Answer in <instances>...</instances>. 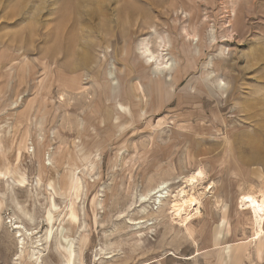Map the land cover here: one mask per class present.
<instances>
[{
	"label": "rangeland",
	"instance_id": "1",
	"mask_svg": "<svg viewBox=\"0 0 264 264\" xmlns=\"http://www.w3.org/2000/svg\"><path fill=\"white\" fill-rule=\"evenodd\" d=\"M5 168L0 264H264V0H0Z\"/></svg>",
	"mask_w": 264,
	"mask_h": 264
},
{
	"label": "bare ground",
	"instance_id": "2",
	"mask_svg": "<svg viewBox=\"0 0 264 264\" xmlns=\"http://www.w3.org/2000/svg\"><path fill=\"white\" fill-rule=\"evenodd\" d=\"M197 34V33H196ZM192 36H194L195 38H196V36L197 35H192ZM193 40H194V38H193ZM151 57H153V56H151ZM170 68V67H169ZM2 155H3V157H2V159H3V161L4 162H6L7 161V157L5 156V154L4 153H2ZM21 157V155L19 154V158ZM7 163V162H6ZM8 172V168H5V170H0V178L2 177V178H4L7 174ZM201 176H202V172L201 171H198L197 173H196V176H194L193 178H192V180L195 178L196 179V177L198 178H201ZM189 179V182L191 181V179L190 178H188ZM202 179V178H201ZM197 180V179H196ZM193 183V182H192ZM13 184H18V186L20 185V183L19 182H13ZM71 184V183H70ZM15 186H17V185H15ZM71 186H72V184L70 185V189H71ZM13 187V186H12ZM157 190H159V186L157 187ZM159 192V191H158ZM157 192V193H158ZM182 195H181V197L178 199V200H175L174 202H173V204H172V210H173V212H175V214L179 217V219H180V221H181V219H183V220H187V218H188V216H189V214H188V210L194 205L195 206V204H197L196 203V201H197V198L196 197H194L193 195H189L188 197L187 196H185V195H183L184 194V192H182L181 193ZM160 195H161V193H160ZM257 197V196H256ZM256 197H254V196H250V195H246V196H244L243 197V199H242V201H241V203H240V209L244 212V213H246L247 215H249L250 216V219H251V221H252V223H253V225H254V235H253V239L249 242V244L250 245H253L254 247H256L257 246V244L260 242V240L264 237V204H261V203H259V199H257ZM177 199V198H176ZM198 206V205H197ZM196 207V206H195ZM193 209V208H192ZM198 209H199V207H198ZM197 209H195V211H196ZM197 212H199V210L197 211ZM196 212V213H197ZM182 213H185L184 214V216H182ZM195 213V214H196ZM195 214H193V215H195ZM191 216V215H190ZM199 216V215H198ZM184 222V221H183ZM181 223H182V221H181ZM224 226V225H223ZM18 231H17V233L20 235V227L18 226H16L15 227ZM22 231V230H21ZM24 231V230H23ZM27 233V232H26ZM29 234V233H28ZM19 235H17L18 237H22V236H19ZM22 241H23V239H22ZM22 244H20V246H21ZM236 246H232V245H228V246H226L225 247V254H224V257H223V263L222 264H227V262H228V260L227 259H230V257H231V254H232V252H234V248H235ZM21 248V247H20ZM246 255H250L248 252H247V254ZM36 261H38L37 259H36ZM65 264H70V259L69 258H67V262L65 263Z\"/></svg>",
	"mask_w": 264,
	"mask_h": 264
},
{
	"label": "crops",
	"instance_id": "3",
	"mask_svg": "<svg viewBox=\"0 0 264 264\" xmlns=\"http://www.w3.org/2000/svg\"><path fill=\"white\" fill-rule=\"evenodd\" d=\"M264 256V242L262 245H260V253H259V257L258 258H261Z\"/></svg>",
	"mask_w": 264,
	"mask_h": 264
}]
</instances>
